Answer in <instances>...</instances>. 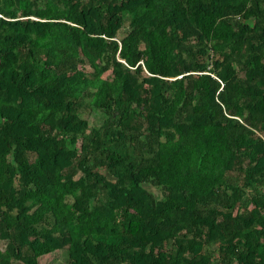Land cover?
<instances>
[{
  "label": "trees",
  "instance_id": "1",
  "mask_svg": "<svg viewBox=\"0 0 264 264\" xmlns=\"http://www.w3.org/2000/svg\"><path fill=\"white\" fill-rule=\"evenodd\" d=\"M0 264H264V0H0Z\"/></svg>",
  "mask_w": 264,
  "mask_h": 264
},
{
  "label": "rangeland",
  "instance_id": "2",
  "mask_svg": "<svg viewBox=\"0 0 264 264\" xmlns=\"http://www.w3.org/2000/svg\"><path fill=\"white\" fill-rule=\"evenodd\" d=\"M106 75H107V73L104 74V76H106ZM172 112H173V104H171V105L168 107V109L166 110V113H167L168 115H171ZM146 187H147L150 191L154 192L156 195L159 194L158 191H157V189H155L154 187H152V186H150V185H146ZM69 201H70V200H69ZM1 248H3V241L1 242Z\"/></svg>",
  "mask_w": 264,
  "mask_h": 264
}]
</instances>
